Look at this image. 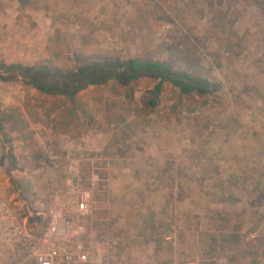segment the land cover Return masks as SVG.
<instances>
[{
    "label": "rangeland",
    "instance_id": "obj_1",
    "mask_svg": "<svg viewBox=\"0 0 264 264\" xmlns=\"http://www.w3.org/2000/svg\"><path fill=\"white\" fill-rule=\"evenodd\" d=\"M101 55L216 88L165 83L149 110L152 80L131 102L114 83L69 102L0 71V197L32 237L0 247V264H36L49 203L82 197L95 264H264V0H0V64L68 71Z\"/></svg>",
    "mask_w": 264,
    "mask_h": 264
},
{
    "label": "trees",
    "instance_id": "obj_2",
    "mask_svg": "<svg viewBox=\"0 0 264 264\" xmlns=\"http://www.w3.org/2000/svg\"><path fill=\"white\" fill-rule=\"evenodd\" d=\"M0 71L8 74H18L27 80V85L37 92L65 98L73 102L78 94L89 87H97L114 83L124 89V98L131 102L134 95L132 86L142 79L156 83L147 91L145 106L154 110L159 105L160 95L165 83L177 88L182 96H208L214 92L206 78L194 76L189 72L179 71L166 61L151 58L121 59L115 56L101 55L94 59L83 61L74 69L64 71L50 68L46 65L22 66L18 64H0ZM5 80H11L7 78ZM0 121V133L2 132ZM10 169L15 168V159L9 156Z\"/></svg>",
    "mask_w": 264,
    "mask_h": 264
},
{
    "label": "built area",
    "instance_id": "obj_3",
    "mask_svg": "<svg viewBox=\"0 0 264 264\" xmlns=\"http://www.w3.org/2000/svg\"><path fill=\"white\" fill-rule=\"evenodd\" d=\"M86 212L82 197L70 211L67 203L52 200L47 206V218L41 238L30 249L36 264H95L90 260L92 245L81 242L82 227L78 216ZM32 239L25 219L20 218L0 197V247L23 245Z\"/></svg>",
    "mask_w": 264,
    "mask_h": 264
}]
</instances>
